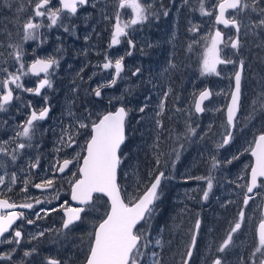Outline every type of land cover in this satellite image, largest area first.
Wrapping results in <instances>:
<instances>
[{"label": "rangeland", "instance_id": "1", "mask_svg": "<svg viewBox=\"0 0 264 264\" xmlns=\"http://www.w3.org/2000/svg\"><path fill=\"white\" fill-rule=\"evenodd\" d=\"M37 2L0 0V54L3 53L4 59L0 60V69L7 68L8 72L15 73L19 63L11 53L18 50L23 55V47L29 42L31 53L36 51L39 56L58 61L49 70L52 87L42 89L40 96L12 85L16 94L13 103L23 100L25 108L35 104L38 109L47 105L50 110L45 121L35 124L30 141L16 137L21 130L10 129L8 134L0 136L13 143L11 147L2 145L7 154L0 152V177L4 178L7 172H4V163L10 167L17 162L16 173L22 181L31 174V157L19 153L24 149L17 150L16 159H12L17 143L31 145L35 137L44 140L48 132L49 148H53L62 134H72L78 153L82 150V137L89 129H79V122L83 120L90 125L102 112L120 105L127 112L124 133L129 138L120 148L151 152L158 159L159 171L164 173L158 188L159 198L154 202L155 212L146 225L141 222L146 229V238L140 242V264L145 261L148 247L155 245L148 264H181L195 221L202 215L207 220V234L203 235L188 264H214L213 259H220L221 264H259L264 249L256 252L259 241L253 230L260 217L261 187L252 193H247L245 187L250 164L247 151L256 134L264 132V27L253 26L264 17L261 12L264 0H242L250 7L236 15L239 34L231 26L225 28L214 23L213 6L217 0H203L205 10L213 11V15L206 17L200 11L201 0H140L146 6L147 18L126 29L127 35L120 37L117 45L111 44L117 13L121 23L133 16L130 8L119 9V0H88L84 6H78L74 15L62 12L57 25L51 28L47 27L50 21L46 17H34ZM53 3L57 4L56 0ZM253 4L256 11L252 10ZM21 8L23 10L18 11ZM8 10L11 12L9 20L5 17ZM226 15H233V11L229 10ZM202 16L206 28L199 29ZM29 19L44 26L36 30V40L25 41L23 25ZM21 20L22 24L19 23ZM217 29L222 30L225 40L228 36L236 39L238 35V49L221 45V55L226 54L235 63L218 65L220 75H202L203 52L210 35ZM10 44L18 47H9ZM121 57L123 70L118 78L113 77L114 68L104 69L103 65L107 59L114 64ZM241 61L239 107L230 131L232 138L221 146L227 131L223 111L231 88V76ZM6 76L7 73L0 71V78ZM43 78L44 74L32 79L31 85H24V88H34ZM113 78L115 85H111ZM204 86L209 88L211 95L203 104L204 110L195 114L193 99ZM97 88L101 91L100 97L95 95ZM29 93L35 98L21 97V94L27 96ZM14 116L9 115L11 124L4 122L0 126H16ZM17 123L25 125L21 119ZM29 148L26 147V151ZM121 165L122 174H133L128 185V191H131L137 186L138 175L134 178L137 166L128 159ZM39 170L43 171L42 168ZM209 179L211 190L207 187ZM205 191H208L207 200L203 198ZM26 195L24 193V197ZM246 196L252 197L247 206L244 204ZM101 202L98 199L90 207L94 206L91 211H97V207L102 218L107 205ZM189 203L194 209L189 210ZM241 212L244 213L242 221ZM158 214L162 216L164 227L154 245L153 222ZM236 222H241V228L231 233ZM214 223L223 227L218 235ZM230 233L231 244L224 252H219L217 249ZM177 240H183L179 246L176 243L178 250L175 247ZM79 243L77 237L74 242H69L70 255L60 264H79L76 262ZM199 252L202 253L200 256Z\"/></svg>", "mask_w": 264, "mask_h": 264}, {"label": "snow or ice", "instance_id": "2", "mask_svg": "<svg viewBox=\"0 0 264 264\" xmlns=\"http://www.w3.org/2000/svg\"><path fill=\"white\" fill-rule=\"evenodd\" d=\"M259 2V0H256ZM88 3V0H58V4H54L53 0H38L35 4L34 17H46L50 23L47 27L51 28L57 25L58 20L61 19L60 14L66 12L68 14H76L78 6H84ZM216 12L215 24L223 25L225 28L231 26L235 28L236 33L239 34L240 25L236 20V15L239 12L247 10L250 5L248 3H242V0H217L216 5L213 6ZM252 10L256 11L255 4L251 5ZM55 8V10H53ZM130 8L133 16L128 21L121 23L119 12L116 16V23L114 24V31L112 33L111 44L117 45L120 43V37L126 36L129 27L143 23L147 18L146 6H144L140 0H119V9ZM23 9H18L22 11ZM229 10L233 11V15L227 16L226 13ZM200 11L202 15H213L212 10H205L204 2L201 0ZM261 12H264V8H261ZM167 14V13H165ZM40 23H34L33 19H29L23 25L24 35L23 39L36 40L38 38L36 30L43 27ZM255 26L264 27V17H261ZM67 31V29H65ZM194 30V29H193ZM132 44V41H128ZM239 38L236 39L232 36H228L225 40L222 30L217 29L214 35H210V38L205 46L201 61V74H215L220 75L217 71L218 65L234 64L235 61L227 58V55H221L224 47H230L232 49L239 48ZM9 47H18L9 45ZM11 55L15 61L19 63V68L15 73L8 72L7 68L0 69V71L7 73V76L0 78V111L5 110V105L9 104L13 99L14 89L10 85H15V88L28 91L36 96L41 95V90L45 87L51 88L52 83L49 79V70L54 65L58 64V61L48 57L46 59H35L34 62L28 66L25 71V64L21 62V53L16 50ZM130 55V53H129ZM107 59V58H106ZM122 57L115 60L113 64L111 59H107L104 63V69L114 68V77H119L123 70ZM241 69L243 68V62L241 61ZM138 71V70H137ZM31 73L34 76L39 77L41 73H44V78L37 82L34 88H24V85L20 82L22 76ZM235 90L231 93V103L227 108V123L233 124L234 116L239 107V97L241 88V72L236 71L234 75ZM116 79L111 80V85H115ZM97 97L101 96L99 88L95 90ZM211 93L208 90L202 91L198 100L195 103L196 112H202V102L210 97ZM47 101V97H44ZM143 111V108H141ZM49 108L44 107L37 111H32L30 118L22 126V130L16 133L17 138H23L30 141L32 139V133L34 131V122L42 121L48 116ZM127 116V112L124 107H120L118 110L108 112L103 115L98 122H92L91 125L85 123L83 120L79 122V129H88V139L86 140V155L80 156L79 153L73 159L65 158L63 163L59 165L57 171L64 173L66 169H69V165L74 162L78 167V176L76 173H72L75 179L71 181V199L79 205L93 204L94 194H102L106 196L110 202V210L107 211L102 217V222L95 228L91 234L93 239L87 258L86 264H140L139 258L142 256L140 251L141 239L144 237L146 225L155 212L154 202L158 197V188L161 184V178L164 177V173L161 172L155 177L151 186L139 196L134 202L126 203L121 197L120 189L116 183L117 168L121 163V158L118 155L121 145L124 143V121ZM77 134H79L77 129ZM231 133L227 134L223 140V145H226L231 140ZM63 140V138H62ZM7 143V141L5 142ZM76 143V140L72 134L68 135L67 146L71 147ZM255 147L251 149V155L255 158V164L251 167L250 182L247 186V192L252 193L254 189L264 186V134H260L254 141ZM30 144L19 142L13 149L12 159L17 157V150H23L26 147H30ZM0 152L7 154L2 145H0ZM236 157H233L235 159ZM82 161V163H80ZM231 161H229L230 163ZM37 165L33 164L32 167ZM216 166L215 164L213 165ZM197 179H204L198 177ZM258 180L260 183L258 184ZM16 182L15 174L12 176V183ZM3 177H0V184H3ZM54 180L48 178L42 183L34 185L37 189H46L53 186ZM27 184V181L25 182ZM207 187L209 190L212 188L211 179L208 180ZM24 191L27 190L23 189ZM11 191V188H9ZM100 197H96L99 199ZM203 198L207 200L208 191L203 193ZM249 199L252 197L246 196L244 204L247 206ZM41 201L37 199L36 203ZM67 203V202H65ZM33 204L23 203L17 204L9 199H0V242L8 244H19L22 238V233L19 229H12L13 224L18 219H22L24 213L22 211H16V209H31ZM55 210V209H53ZM85 211L84 207H70L65 209L66 220L64 221V228H68L74 221L81 219V213ZM244 213H240V220L242 221ZM144 222V225L141 222ZM28 223H32L31 220ZM141 225V227H137ZM200 222H196V229H199ZM241 228V222H236L231 229V233L237 232ZM10 230L13 232V238L7 239L5 233ZM231 233L223 241L222 245L217 249L219 252H224L226 248L232 242ZM159 243V242H158ZM196 237H192V242L186 255L190 259L192 257V248L195 247ZM264 249V221L259 224V247L256 252H260ZM30 255V253H25ZM10 256H3L0 259H10ZM47 264H60L58 260L49 259ZM185 264H188V260H185ZM214 264H221L220 259H216ZM260 264H264V260L260 261Z\"/></svg>", "mask_w": 264, "mask_h": 264}, {"label": "flooded vegetation", "instance_id": "3", "mask_svg": "<svg viewBox=\"0 0 264 264\" xmlns=\"http://www.w3.org/2000/svg\"><path fill=\"white\" fill-rule=\"evenodd\" d=\"M22 22L23 21L21 20L19 23L22 24ZM202 28H206V24L203 16L200 20L199 29ZM23 52L24 54L21 55V62L25 64V71H27L28 66L35 59L37 58L46 59V57L39 56L36 51L34 53H31L30 42L28 43L27 46L23 47ZM0 60H4L3 53L0 54ZM43 74L44 73H41L40 75ZM36 77L37 76L28 73L27 75L22 76L20 82L23 85H27V84L31 85L32 79ZM10 87L13 88L12 85H10ZM205 87L207 86H204L203 88ZM15 96L16 94L14 90L12 101L4 106L5 107L4 111H0V123L5 122L11 124L12 121L8 119H9V115L12 114L15 115L14 118L16 120L15 122L16 126H11V127L0 126V136H5L6 134H8L10 129H13L15 131L22 130V126H21L22 123L19 124L17 123V121L21 119V122L25 124V122L30 118V114L32 111L35 110L39 112L40 110L37 108L35 104H33V106H27V108H25L23 100L19 101L18 104L13 103ZM33 96L35 98V95H31L30 93L27 96L21 94L22 98L31 99ZM44 107H48V106L44 105L42 108ZM106 111L108 110H105L104 112ZM100 115L96 117L94 122L98 119ZM43 121L45 120L35 121L34 125L37 123L40 124V122ZM88 133H89V129L87 130L86 136L82 137V141H81L82 150L78 152L80 156H82L84 144L88 138ZM48 137H49L48 132L45 134L44 140H40L37 136L33 139V142L31 143V146L27 151L26 148L22 152L19 151L20 154H24V156L28 155L31 157V160L29 161L32 162L30 164L31 174L27 175L25 181L20 180L19 175H17L16 173L17 162L11 165L10 167H7L8 163H4L3 166V168H5L4 172H6V170L7 172L5 177L3 178L4 183L0 184V188H2V190H0V199H9L10 201H14L17 204L31 203L33 204V207L31 209H27V208L16 209V211H22L24 213V216L22 219H18L15 222V224H13L12 229H19L22 233V238L18 245L15 243L8 244L5 242H0V257L3 256L11 257L10 259H0V264H47V261L49 259H55L60 262L63 258H66L68 257V255H70L69 242H74L76 237L80 241L79 243L80 247H77L79 248L77 249L79 257L77 258L76 262L81 264L88 252L93 229L96 223L101 219L100 211L97 207H95L97 211H94V209H92L91 211V208H93L94 206L93 207L90 206L95 204V201H97L96 197H100L99 199H101V196L94 194L93 204L82 206L85 208V211L81 213V219L78 221H74V223L71 224L68 228H64L63 211L66 208L71 207L68 201V194H69L71 181L76 178L72 175V173L77 174V166L74 162L72 165H69V169H66L64 173H60L59 171H57V168L59 167L60 164L63 163V160L65 158L73 159L74 157H76L77 153L74 145H72L71 147L67 146V142H68L67 134L65 135L62 134V137H60L57 140L53 148H49L50 142L47 141L49 139ZM6 141L7 143H5ZM42 141H44L45 143H41ZM12 144L13 143L7 138L4 140L0 138V145L11 147ZM33 164L37 166L32 167ZM38 167L42 168L43 171L39 170ZM13 174H15L16 177L15 183H12ZM48 178H52L54 180L53 186L51 188H46L42 190L34 187L35 184L42 183L44 182V180ZM26 181L27 184H25ZM23 187L24 188L26 187L27 190L23 191L22 190ZM9 188H11V191H9ZM29 192L32 193V195H29ZM24 193H27L28 195L24 197ZM37 199L40 200L41 202L36 203ZM189 205H190L189 210H192V208L194 209L193 204L189 203ZM202 216L203 217H200L197 220L200 222L199 229H196L197 221H195L194 228L191 232L187 248L183 253L181 264L183 263L185 254L188 250L192 237L195 235L196 244L195 247L191 249L192 250L191 258L194 257L195 250L197 246L200 244L203 235L207 234L205 232V224L207 223V220L204 218V215ZM29 220H31L32 223H28ZM213 228L215 233L218 235L219 231L223 227L219 223H214ZM253 234H254V230H253ZM5 237L7 239H12L13 238L12 230H10L8 233H5ZM2 239L3 238H0V240ZM176 243L179 246L180 243L181 244L183 243V240H177L175 242L176 250H178ZM26 252L30 253V255H25ZM201 254L202 253L199 252L198 256H200ZM205 257L206 255L203 257V260H205ZM191 258L188 259V263L190 262ZM215 260L216 259H213V263Z\"/></svg>", "mask_w": 264, "mask_h": 264}, {"label": "trees", "instance_id": "4", "mask_svg": "<svg viewBox=\"0 0 264 264\" xmlns=\"http://www.w3.org/2000/svg\"><path fill=\"white\" fill-rule=\"evenodd\" d=\"M5 17L8 20L11 18V12L9 10L6 12ZM124 135H125L124 142L125 141L127 142L129 138L127 137V134L124 133ZM122 149L123 148H120L119 153H118V155L121 158V163L125 159H128V161H130L132 164H135L137 166V173L136 172L134 173V178L138 175V177L136 179L137 186L135 188H133V190H131V191H128L130 189V188H128V185L130 184L129 179L132 178L133 174L132 175L130 173L128 175L122 174L121 163L117 168L116 182H117V185L120 189L122 199H124L125 202L128 203V202H132L139 195V193L146 187V185L151 180L153 175L159 171L160 165L158 164V161H157L158 159L155 158L154 155H152L151 152H149V151L146 152V151L138 150V149L131 150L130 147L127 148L125 151H123ZM130 153H132V155H130ZM132 170H130V172ZM100 200L103 203L105 202V200L102 197ZM161 219H162L161 214H158L155 217V220L153 222L154 231L152 233V239H153L154 245L157 242V237H158L159 231L161 229H163V227H164L161 224V222H162ZM161 232H162V230L160 231V233ZM156 246L157 245L148 247V250H147L145 257H144L145 261L142 264H148L149 263V260H151L150 257L153 255Z\"/></svg>", "mask_w": 264, "mask_h": 264}, {"label": "water", "instance_id": "5", "mask_svg": "<svg viewBox=\"0 0 264 264\" xmlns=\"http://www.w3.org/2000/svg\"><path fill=\"white\" fill-rule=\"evenodd\" d=\"M56 1L58 2V0H56ZM215 14H216V12H215ZM214 23H215V15H214ZM221 26H223V25H221ZM223 27H224V26H223ZM39 59H40V58H39ZM33 62H34V61H33ZM33 62H32V63H33ZM32 63H31V64H32ZM31 64H30V65H31ZM30 65H29V66H30ZM236 71H240V72L242 71V69H241V67H240V63L237 64L236 69L234 70V72H233V74H232V76H231V88H230V91H229V94H228V97H227V100H226V104H225V107H224V111H223V117H224V122H225L226 125H227V131H226L225 135H224L223 138H222L221 144H223V140H224V138L226 137L227 134L230 133V131H231V129H232V126H233V124H232V125H229V124L227 123V108H228V106H229L230 103H231V93L235 90V80H234V75H235V72H236ZM205 90H208V91H209V88H208V87H205V88H203L202 90H200V91L195 95V97H194V99H193L192 110H193V112H194L195 114H200V113H201V112H196V110H195V103H196V101L198 100L200 93H201L202 91H205ZM209 92H210V91H209ZM206 100H207V99H206ZM206 100H204V101L202 102V105H201L202 108H203V103H204ZM120 107H122V106L118 105V106H116L113 110H108V111L102 113V114L98 117V119H97L95 122H98L99 119H101V118L103 117V115H106L108 112H113V113H114V112H115L116 110H118ZM237 111H238V110H237ZM237 111H236V113H235L234 120H235V118H236ZM234 120H233V123H234ZM89 132H90V127H89ZM260 134H264V132H260V133H257V134H256V136L254 137V139H253V141H252V144H251L250 149L247 151V154H248V156H249V158H250V164H249V167H248V169H247V174H246V187H245V191H246V192H247V186H248V184H249V182H250V172H251V167L255 164V158L251 155V149L255 147V143H254V141H255V139H256ZM87 139H88V138H87ZM85 147H86V142H85V144H84V148H85ZM84 148H83L82 156L86 155V151H84ZM80 163H82V161H80ZM160 173H161V171H159V172H157V173H155V174L153 175V177H152L151 180L148 182V184L146 185V187H145V188L139 193V195H138V196H137L132 202H134L139 196L143 195V193H144V192H145V191L151 186V183L154 182L155 177L158 176ZM77 175H78V167H77ZM261 180H264V178H261ZM258 182H260V180H258ZM116 183H117V182H116ZM247 193H248V192H247ZM97 195L101 196V197L106 201V205H107V207H106V211H105V213H106L107 211L110 210V202L108 201V198H107L106 196H102V194H97ZM121 197H122V196H121ZM68 201H69L71 207H82V206H83V205H79V204H77V202H75V201H73V200L71 199V185H70V188H69ZM63 214H64V220H63V224H64V221L66 220L65 210L63 211ZM104 215H105V214H104ZM104 215H103V217H104ZM259 215H260V219L257 220L256 223H255V225H254V236H255V238H256L258 241H259V224H260L262 221H264V186H261V200H260V206H259ZM100 222H102V218L96 223V225H95V227H94V229H93V232H94L95 228L98 227V225H99ZM93 232H92V233H93ZM92 239H93V237L91 238V242H90V245H89L88 252H87V254H86V256H85V258H84V260H83V262H82L81 264H86V262H87V258H88L89 251H90V247H91V243H92ZM191 242H192V240H191ZM191 242H190V244H189V247H190V245H191ZM189 247H188V250H189ZM188 250H187V251H188ZM186 253H187V252H186ZM188 259H189V258H188L187 255L185 254V257H184V260H183V263H182V264H185V260H188ZM261 260H264V255L262 256ZM261 260H260V261H261Z\"/></svg>", "mask_w": 264, "mask_h": 264}]
</instances>
